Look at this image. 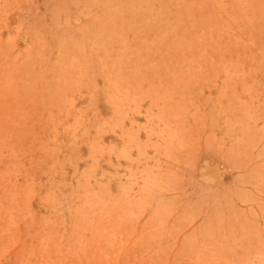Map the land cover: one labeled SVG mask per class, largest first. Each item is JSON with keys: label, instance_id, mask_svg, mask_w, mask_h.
I'll return each mask as SVG.
<instances>
[{"label": "rangeland", "instance_id": "rangeland-1", "mask_svg": "<svg viewBox=\"0 0 264 264\" xmlns=\"http://www.w3.org/2000/svg\"><path fill=\"white\" fill-rule=\"evenodd\" d=\"M0 264H264V0H0Z\"/></svg>", "mask_w": 264, "mask_h": 264}]
</instances>
